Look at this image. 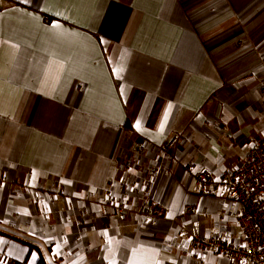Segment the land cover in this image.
Segmentation results:
<instances>
[{"label":"crops","instance_id":"crops-1","mask_svg":"<svg viewBox=\"0 0 264 264\" xmlns=\"http://www.w3.org/2000/svg\"><path fill=\"white\" fill-rule=\"evenodd\" d=\"M262 84L264 0H0V264H229L194 172L264 135Z\"/></svg>","mask_w":264,"mask_h":264},{"label":"built area","instance_id":"built-area-1","mask_svg":"<svg viewBox=\"0 0 264 264\" xmlns=\"http://www.w3.org/2000/svg\"><path fill=\"white\" fill-rule=\"evenodd\" d=\"M261 92L264 95V84ZM177 138L172 134L162 147L168 149ZM193 191L222 199L224 216L234 221L235 230L224 229L207 237L192 232L189 245L225 256L229 264H264V137L253 140L240 163L223 169L219 176L207 167L196 170ZM182 211L196 212L197 208L187 204ZM154 219L147 215L148 221ZM179 243L185 247L183 239Z\"/></svg>","mask_w":264,"mask_h":264},{"label":"snow or ice","instance_id":"snow-or-ice-1","mask_svg":"<svg viewBox=\"0 0 264 264\" xmlns=\"http://www.w3.org/2000/svg\"><path fill=\"white\" fill-rule=\"evenodd\" d=\"M53 27H58V25H55V24H54ZM169 107H171V106H169ZM166 118H167V112L165 113V119H166ZM134 127H135L137 130L140 129V121H139V120L136 122V124L134 125ZM160 127L163 128V127H164V124L161 123ZM35 260H36V254L33 253V254H32V260L29 261V264H34ZM241 264H244V262L242 261Z\"/></svg>","mask_w":264,"mask_h":264},{"label":"trees","instance_id":"trees-1","mask_svg":"<svg viewBox=\"0 0 264 264\" xmlns=\"http://www.w3.org/2000/svg\"><path fill=\"white\" fill-rule=\"evenodd\" d=\"M8 264H25L23 262H18V261H10Z\"/></svg>","mask_w":264,"mask_h":264},{"label":"rangeland","instance_id":"rangeland-1","mask_svg":"<svg viewBox=\"0 0 264 264\" xmlns=\"http://www.w3.org/2000/svg\"><path fill=\"white\" fill-rule=\"evenodd\" d=\"M262 85H263V84H262ZM263 137H264V135H263V136L254 137V138H252L251 141H253V140L257 139V138H263Z\"/></svg>","mask_w":264,"mask_h":264}]
</instances>
